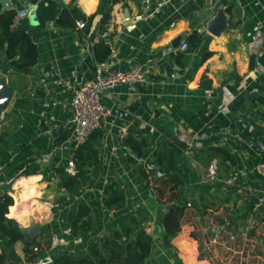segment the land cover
<instances>
[{
  "label": "crops",
  "instance_id": "1",
  "mask_svg": "<svg viewBox=\"0 0 264 264\" xmlns=\"http://www.w3.org/2000/svg\"><path fill=\"white\" fill-rule=\"evenodd\" d=\"M75 1L84 14L95 12L92 40L109 45L102 68L139 64L149 73L135 90L118 84L100 91L109 113L85 143L96 148L95 161L86 160L78 185L62 186L54 167L74 171L70 99L91 76L93 67L82 61L91 60V40L51 23L55 0L8 1L27 13L36 6L40 14L15 23L34 41L35 62L11 66L4 50L0 58L11 90L0 115V192L12 198L7 217L23 230L37 225L31 238L25 233L35 240L38 261L67 251L94 258L87 241L103 249L105 239L119 244L123 215L131 212L141 225L151 224L144 264H264V178L255 169L264 159V0H169L159 8L151 0H119L103 28L97 25L102 0ZM181 39L185 49L178 47ZM122 128L144 140L141 155L123 143ZM210 161L214 178L206 174ZM26 164L37 172L16 175ZM149 165L154 174L169 171L180 180L176 202L183 212L169 237L174 249L162 238L165 206L139 173ZM111 182L123 195L119 207L103 200L113 195L104 193ZM79 202L89 206L86 218L94 226L72 236L69 221ZM28 240L13 243L20 257Z\"/></svg>",
  "mask_w": 264,
  "mask_h": 264
},
{
  "label": "trees",
  "instance_id": "2",
  "mask_svg": "<svg viewBox=\"0 0 264 264\" xmlns=\"http://www.w3.org/2000/svg\"><path fill=\"white\" fill-rule=\"evenodd\" d=\"M9 1V0H7ZM56 7L51 17V23L54 26L68 27L77 30L78 36L84 41H90L89 50L91 51V60L88 56L82 58L83 66H94L95 62L101 61L109 53V45L102 37L92 40L91 22L95 17V12L84 14L75 0H55ZM119 0H102L99 4V15L97 25L103 28L104 24L110 18L111 5ZM87 5V2H86ZM15 14V7L1 8L0 4V48L4 50V56L8 63L14 67H26L35 62L36 46L24 27H11L10 23ZM81 20V27H77L76 20ZM190 36V35H188ZM187 36V37H188ZM192 36V35H191ZM198 41V35L193 38V45ZM96 129V128H95ZM93 129L90 133H92ZM88 136L78 144H72V156L74 158V171L70 172L63 166L54 167V172L58 176L59 182L64 187L75 186L80 183V177L85 171V163L88 158L95 161L96 148L85 145ZM123 143L128 145L135 156L142 154L144 140L136 139L127 132L122 139ZM154 167L149 165L139 168V173L145 178L153 193L154 199L162 203L165 209L161 216L163 227L162 238L164 242L174 249L169 241V237L179 230L180 217L183 212V204L176 202L177 190L180 180L169 171L160 174L153 173ZM37 172L34 165L26 164L16 175L29 174ZM29 176L27 179H31ZM113 183H109L104 193H113L109 200L103 198L108 205L115 207L123 203V195L118 194ZM30 192V191H29ZM26 196V192L22 193ZM10 194L3 190L0 192V264H144L145 258L149 253L151 235L145 231L143 225L131 212L123 215L125 219L124 240L121 239L119 244H115L107 239L104 240L106 248L103 249L96 241L88 240L87 249L92 252L94 258L88 256H74L70 251L60 252L55 255L49 263L39 262L37 250L32 247L35 240L27 239L26 233L21 225L11 217L5 215L7 206L11 204ZM10 213L12 204L9 205ZM89 212V206L84 202L76 205L73 216L69 221V233L72 236L84 235L90 232L94 226L92 219L86 218ZM114 234H117L115 232ZM16 240H28L22 248V257H20L13 248ZM36 245V243H35Z\"/></svg>",
  "mask_w": 264,
  "mask_h": 264
},
{
  "label": "built area",
  "instance_id": "3",
  "mask_svg": "<svg viewBox=\"0 0 264 264\" xmlns=\"http://www.w3.org/2000/svg\"><path fill=\"white\" fill-rule=\"evenodd\" d=\"M169 0H154L153 6L159 8L166 4ZM210 2L211 0H207ZM28 7L15 9L10 26H15L17 20L25 16ZM77 27H81V20H76ZM178 47L185 49L187 47L186 40L181 39ZM149 68L143 65H133L125 70L104 69L100 63L95 62L91 76L82 84L78 85L70 99V108L72 116L70 119V138L73 144L84 141L88 134L97 128L108 113L109 109L102 105L99 101V93L101 90H109L118 84H125L130 90H135L138 85L146 81ZM2 109H0V115ZM126 131L122 128L119 137L123 138ZM71 165L72 162L68 161ZM256 171L264 178V159L255 165ZM216 164L210 161L206 167V174L210 178L215 177ZM230 181V179L228 180ZM19 264H23L20 262Z\"/></svg>",
  "mask_w": 264,
  "mask_h": 264
},
{
  "label": "water",
  "instance_id": "4",
  "mask_svg": "<svg viewBox=\"0 0 264 264\" xmlns=\"http://www.w3.org/2000/svg\"><path fill=\"white\" fill-rule=\"evenodd\" d=\"M0 4H1V8H6L8 6V1L7 0H0ZM31 7V6H30ZM29 17H36L37 20H40V14H39V10L38 7L36 6H32L30 8V11L27 13V15H25V19H27ZM212 31H215V29H213V27L211 28ZM178 42V38H174L172 40H170V45L172 47L176 46ZM0 58L3 59V48H0ZM255 95V92H249L247 94V99H252ZM11 96V90L6 86L5 83V76L3 74H0V109L4 108L6 106V104L8 103L9 99ZM143 227L145 229V231H149L151 228V224L149 222H145L143 223ZM24 232H26L29 236V238H31L36 232H37V225L36 224H31L29 225V227H27L25 230H23ZM27 264V263H25ZM108 264V263H106Z\"/></svg>",
  "mask_w": 264,
  "mask_h": 264
},
{
  "label": "rangeland",
  "instance_id": "5",
  "mask_svg": "<svg viewBox=\"0 0 264 264\" xmlns=\"http://www.w3.org/2000/svg\"><path fill=\"white\" fill-rule=\"evenodd\" d=\"M151 2H152V4H153V1H152V0H151ZM46 241H47V239H46ZM46 241H43V243H46V244H47V243H48V241H47V242H46ZM46 244H45V245H46Z\"/></svg>",
  "mask_w": 264,
  "mask_h": 264
}]
</instances>
